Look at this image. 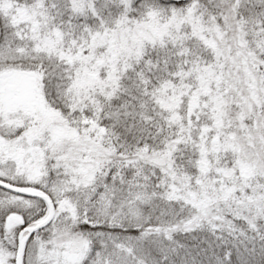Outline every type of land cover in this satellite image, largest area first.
I'll return each instance as SVG.
<instances>
[{"label":"snow or ice","instance_id":"1","mask_svg":"<svg viewBox=\"0 0 264 264\" xmlns=\"http://www.w3.org/2000/svg\"><path fill=\"white\" fill-rule=\"evenodd\" d=\"M0 264H264V0H0Z\"/></svg>","mask_w":264,"mask_h":264}]
</instances>
